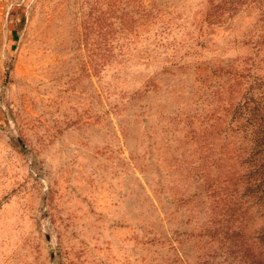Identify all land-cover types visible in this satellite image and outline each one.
Masks as SVG:
<instances>
[{"label":"rangeland","instance_id":"1","mask_svg":"<svg viewBox=\"0 0 264 264\" xmlns=\"http://www.w3.org/2000/svg\"><path fill=\"white\" fill-rule=\"evenodd\" d=\"M9 4L0 264H264V0Z\"/></svg>","mask_w":264,"mask_h":264},{"label":"trees","instance_id":"2","mask_svg":"<svg viewBox=\"0 0 264 264\" xmlns=\"http://www.w3.org/2000/svg\"><path fill=\"white\" fill-rule=\"evenodd\" d=\"M191 128L189 129L188 136L191 142L193 141V144L195 145H201L199 144L197 138H201L203 142V146L201 145V148H205V150L209 151V134L210 132L207 129L200 130V128H192L193 120L190 119ZM198 129V130H195ZM186 135V137H188ZM201 136V137H200ZM246 149V148H245ZM247 153V159H246V170L244 173V178L246 175V183L244 184V190H247L249 192H258V191H264V144L258 143L255 144L254 147L251 145L248 146V148L245 150ZM202 158V156L199 157V160ZM194 167V166H193ZM198 170H201V173H204V171L199 169V166H197ZM203 169H205V173L200 176L202 184H196V188L198 189V193H207L208 191H211V186L208 185V178L206 177V172H208V166L205 164L203 166ZM260 193V192H259ZM258 193V194H259ZM261 194V193H260ZM261 198V196H260ZM263 232V230H262ZM258 237L260 238L259 234ZM261 239H263V236H261Z\"/></svg>","mask_w":264,"mask_h":264},{"label":"crops","instance_id":"3","mask_svg":"<svg viewBox=\"0 0 264 264\" xmlns=\"http://www.w3.org/2000/svg\"><path fill=\"white\" fill-rule=\"evenodd\" d=\"M10 7L11 6L9 4V0H0V71L2 68H5L6 51H5V42L4 40H2V35H3L2 32H3V28L5 27V24L7 23Z\"/></svg>","mask_w":264,"mask_h":264}]
</instances>
